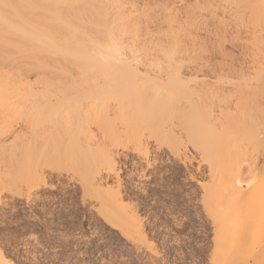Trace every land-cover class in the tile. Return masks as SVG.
Returning <instances> with one entry per match:
<instances>
[{
  "label": "bare ground",
  "instance_id": "1",
  "mask_svg": "<svg viewBox=\"0 0 264 264\" xmlns=\"http://www.w3.org/2000/svg\"><path fill=\"white\" fill-rule=\"evenodd\" d=\"M199 54L203 56L206 54L207 56L204 58ZM196 77H198L197 79L200 77L202 81L203 78L214 81L219 87L217 92L224 91L223 97L227 91L226 101L223 102L224 100L220 97L221 101L214 102L215 108L212 105L213 115L210 111L211 113L207 117L211 118V122H214L212 125L215 126L214 129L212 125V127L210 126V132L213 130L216 137L219 135L222 139L227 138H225V142L224 140L219 142L220 138L217 137L216 142L219 143H216V147L214 146V156H218L215 153L219 154L220 157L225 155L226 158L227 156V159L222 157L227 165L224 161L225 164L222 162V158L218 159L219 156L211 159L214 148L210 149L211 154L207 153L209 154L208 157L211 155L208 160L210 163L207 162L210 166L205 165L210 170L215 169L220 172H217L219 175L216 176H212L213 174L208 172L210 175L208 178L210 180L212 178L213 184H217L214 188L217 192H221L220 196L217 195L219 197L217 200H223L220 205L226 212L217 213L218 210L220 211L218 208L220 205L214 206V211L211 208L212 212L206 206L207 204L205 205L208 208L206 212L210 211L212 218L213 216L217 218V223L214 222V219L211 221L214 223H212L214 229L217 230L215 231V235H217L214 236L217 238H215L216 241L214 242L212 239L213 245L216 243V246H212L215 247L214 251L217 254H214L212 249L213 255L212 253L211 255L213 257L211 256L209 263L264 264V239L260 240L262 238L258 237L259 241L258 239L252 241V244L250 242V245L245 247L244 242L247 240L242 242L241 239L236 238V236L243 235L242 231L245 232V235L249 233V229L246 233V228L242 230L241 227L244 224L242 222L249 224L247 220L251 217L248 213L252 214L251 206L245 207V209H249H247L248 213L245 212L249 217L242 214L244 215L242 218H246L245 221L241 220L242 222L239 223L238 220H235L231 222V217L227 221L228 208L231 204L228 202L233 198L230 195L229 198L225 197L229 189V191L236 190L235 192L232 191L235 194L232 195L234 199L238 202L244 201L246 197L240 188H254L255 186L256 167L255 164H250L255 161V158L253 162H251L252 158L248 162L246 159L249 156L245 158L246 154H243L244 157L241 154L247 149V146L252 148L250 141L253 140L255 144L260 138L264 139V0H0V132L2 134H0V150L7 149L9 151L13 144L12 141L16 138L24 141L26 139L24 143L22 142L24 145L25 143L30 145L31 142H34V149H42L46 141L55 140L59 150L56 153L58 155L67 154L70 161L74 160L78 162L76 164L80 165L82 174L79 172L81 174H79L80 180L77 181L83 190L81 192L86 195L88 200L91 199L93 205L97 207L94 209L99 213L97 214L110 227L117 229L125 239H131L130 241L137 239L136 241L142 242L139 244H145L146 247L148 244H146L145 236L143 237L141 222L134 210L123 202L119 194L117 156L121 154V152L119 153L120 150L127 151L129 148V152L132 149L139 155L138 159L144 158L145 164H148V160L146 161L147 152H144L147 149H144L142 144L144 145L143 142L146 138L145 132L151 128V122L154 124L155 121L150 119L151 116L148 117L149 113L147 114L148 111L145 108L147 99L150 101L152 96L156 98V95L162 94L160 93L162 92V88L159 89L160 86H157L159 91L156 89V85H159L160 82L162 84L168 83V87H172L171 90L173 91V83L177 86L183 79L192 80L193 78L194 81ZM187 83H189L188 80ZM180 84L186 85L185 81ZM203 84L205 85V83ZM189 89H191V84ZM193 91L197 92L198 88L197 91L195 89ZM186 94L184 95L186 96ZM202 95L199 97L205 99L202 98ZM210 95L207 94V96ZM164 96H167L166 93ZM187 98H185V103L191 99L188 100ZM208 98L210 99V97ZM216 98L219 99L218 93ZM174 99L176 102L180 100L176 97ZM195 99L192 98L194 101ZM205 100L207 102V98ZM214 100L216 99H212V101ZM209 101L211 102V100ZM176 102L173 101L172 106L174 103L176 106L179 104ZM149 103L148 105H150ZM161 103L163 105V102ZM193 103V101L190 102L197 115L192 112L194 114H191L190 117L200 116L199 118H201V115L196 111L199 106L194 107L195 104ZM201 103L204 104L202 100ZM222 104L228 109L225 108L224 110L223 107V115L243 117L242 119L239 118L237 123L239 127L236 126L235 128L234 121L236 118L232 117L235 118L232 121L229 116H227L226 122L233 124H226L232 127L224 126V118L226 117L221 116L220 108L222 109V107L220 105ZM185 106H182L183 108L181 105L178 106L179 109L177 110L181 108L178 112L184 110ZM206 106L208 109L209 105ZM173 108L171 107V109ZM177 110H175L176 113H178ZM152 112L156 114V109L155 112L154 110ZM190 112L191 110H189V114ZM159 116L160 114L155 119ZM197 119L194 118L193 120ZM201 119L198 121L200 122ZM13 120H15L14 125L11 124ZM164 120L166 121L165 118ZM189 120L191 126L192 118ZM193 120V124H198L200 127L204 124V128L207 126L206 132L210 128L205 120L202 124V121L200 123L195 121L194 123ZM167 121L170 122V120ZM181 121L178 120L179 123ZM161 122L162 120L160 123L156 121L155 124L158 125L157 123L161 124ZM222 124L225 129H222L224 128ZM12 125L17 127L15 131L8 129L9 126L13 127ZM196 125H192L189 129H193ZM217 125L228 137L222 133V130L216 128ZM246 125H250L252 128L248 126L246 128ZM252 125H255L256 130H253ZM181 127L184 126L179 127L182 130ZM243 127L246 129L244 131L245 137L240 135L244 133ZM196 128L195 130H198ZM202 128L199 130L201 131ZM216 129L219 134L215 131ZM241 129H243L242 132ZM158 130L161 133L164 129L162 131L156 129L157 132ZM168 131L167 133H169ZM148 132L152 133L150 130ZM250 132L253 133V136ZM229 133L232 136L229 137ZM238 133L240 134L238 135ZM121 137H126L127 146L119 143ZM239 138L240 141L237 140ZM242 138L246 141L250 139V143L243 142ZM36 139L40 142L39 144H35ZM198 143L204 150L205 148L201 145L202 142L199 141ZM6 146L8 148H5ZM141 146L143 151L139 149ZM253 148L255 149V147ZM13 149L16 148L12 147L11 154L14 153ZM178 151L179 149L176 150L177 153ZM200 152L202 154V150ZM47 154L48 150H45L44 147L39 153L31 152L29 157L23 158L27 165L24 164L25 168L28 167L26 171L30 174L31 181L37 182L36 185H38V180L43 177L45 171L49 169ZM203 155H199L201 160L206 157ZM230 155L231 161L230 167H228V156ZM232 155L236 158L233 159ZM250 155L252 154L250 153ZM237 156L240 160L235 164L233 160H237ZM144 160L141 161L144 162ZM220 166L224 167L223 170ZM229 168H235L231 169L233 174L230 176L228 174L232 172ZM215 170L213 171L214 174ZM4 172V170H0V174ZM5 174L7 176L8 173ZM107 180L112 184L109 185ZM210 180L207 179L206 181L210 182ZM229 180L233 182L231 183ZM256 181L259 182V179L256 178ZM212 182L208 183L207 186H213ZM13 184L8 185L10 188L0 184V193L4 192L5 189L8 192L13 191L14 187L17 186L16 183L15 186ZM206 190L208 191V189ZM232 192L230 193L232 194ZM250 194L253 195V193ZM202 197L206 198L204 195ZM209 197L211 198V196ZM204 198L200 200L202 206L204 204L201 201H205ZM214 198L216 199V197ZM258 198L256 199L258 200ZM252 201L253 199H250L245 206H249ZM216 202L215 200V204ZM208 203L211 202L208 201ZM255 206L257 208L259 205L255 202L253 207ZM260 208L261 206L259 210ZM261 209L264 210L263 207ZM242 212L240 211V213ZM254 213L256 212L254 211ZM263 215L259 218L261 221H263ZM256 216V214L252 215L253 218ZM252 220L251 218L250 225L256 221V218L254 221ZM260 220L257 221L258 224ZM260 224L262 223L260 222ZM261 230L264 229L261 228ZM230 232L237 234L235 238L241 240L240 243H237L234 237L232 239L227 237ZM251 237H253L252 234ZM241 242L244 244L243 246ZM0 264L12 263L7 261L0 252Z\"/></svg>",
  "mask_w": 264,
  "mask_h": 264
},
{
  "label": "rangeland",
  "instance_id": "2",
  "mask_svg": "<svg viewBox=\"0 0 264 264\" xmlns=\"http://www.w3.org/2000/svg\"><path fill=\"white\" fill-rule=\"evenodd\" d=\"M206 56H207L206 54L204 56L202 55V57L204 58ZM197 78L198 77H196V80H194L195 82L193 81V78L192 80H189V78L188 79L186 78V80L183 79L181 80V82L185 81L186 85L185 84L181 85L180 84L181 82H180L179 84L181 86L178 83H177L178 85L175 86L173 82H172L173 84L170 82L174 86L173 89L175 91L174 90L172 91L171 90L172 87L170 86L168 87V83L166 84L164 80L162 81L164 82L163 84L160 82V84L162 85L160 84L156 85L157 90H158L157 86H160L159 88L160 90L162 88L161 90L162 92H160L162 94L161 95L159 94L160 96L155 94L157 96L156 98L155 96L151 95L152 97L150 98V101L149 99L146 98L148 100V102H146L147 105L145 106V108H147L146 110L148 111L146 112L147 114L149 113L148 117L150 118L151 116L150 119L155 121L154 124L153 122H151L152 123V125L150 124L151 128L153 126H154L153 128L156 127L154 130L153 128L151 130V128L148 127L149 128L148 131L150 130L152 133L150 134V132L148 131L145 132L146 138L143 142L144 145L142 144L143 148L147 149L144 152H147L146 161L148 160L147 161L148 164L147 163L145 164L144 158L141 159L140 157V159H138L139 155H137L134 151H132V149H130L132 153L131 151L129 152V148L127 151L120 150L119 153L121 152V154H118L117 156L118 161H116V163L118 162L117 169L119 171L118 172L119 174L118 182L120 184V186L118 185L120 191L119 189L118 191H119V194L121 195L123 202L128 204V206H130L132 210H134L138 220L141 222V228L143 229L142 230L143 237L145 236L146 244H148L147 247L144 246L145 244L141 245L142 242L136 241L137 239H133L132 241H130L131 239H125V237H123L117 229H113L112 227H110L109 224H107L102 219V217L98 215L99 213L96 210H94L97 207L93 205L94 204L93 201L91 199L88 200L87 197H85L86 195L83 192H81L82 188H81L80 183L78 182L80 180V175L82 174L80 165L76 164L78 162L74 160L70 161V158L67 154L62 153L58 155L56 151L59 152V150L57 149L58 146L56 145L55 140L46 141V143L44 144L45 150H48L47 165H49L48 167L49 169L46 170L43 177H41V179L38 180L39 181L38 185H36L37 182H34V180L32 182L31 181L32 178L30 177V174L26 171L28 167L25 168L27 165L25 164L23 158L29 157V154L31 152L39 153L40 151H42L44 147L42 149H39V148L34 149V142L30 143L31 146L28 143H25L24 145L23 143L26 141L25 138H24L25 141L22 139L19 140L18 138H16L14 139L15 141L14 140L12 141L13 146L11 145V147L10 146L9 147L11 149L12 147L16 148V149H13V152L16 154L14 153L13 154L14 156L17 155L18 158L17 156H15V159H14L13 154H11L12 151L10 152L11 150L10 148H9L10 149L9 151H7V149H4L5 152L0 150L1 152L0 153L1 154L0 155V165H1L0 170L5 171L4 173L0 174L1 175L0 184H4L3 186L5 187L13 183H14L13 184L14 186L16 184L17 186L19 185L18 187L15 186L14 187L15 189L12 188L13 191L8 192V190L5 189L4 192L0 193V252L5 257V259L12 264H210L209 261H210L211 256L213 255L211 251L212 249L214 251L215 247L213 248V246H216V243L215 245H213V243L216 241L215 240L216 237L214 238V236L217 235V234L215 235L216 233L215 231L217 230L214 229L215 228L213 225L214 223L213 222H212L213 224L211 223V221H214V220H215L214 222L217 223L216 222L217 218H215L214 216L212 218L210 211H211V208H213L212 211H214V206L215 207L219 206L220 202L222 203L223 200L222 201L221 199L217 200L219 198L217 195L220 196L221 192H217L215 190L217 184L216 183L213 184L214 180H212L211 178V180L213 181L212 182L210 178H208L210 177L209 173H212L213 174V175L211 174L212 176H216V175H219L218 173L220 172L213 169L212 166L211 167L213 170H210L207 168L208 166H210L209 164H207V162H209L208 160H209V157L211 156L210 155L208 157L209 154L207 153L211 154L210 149L212 150L214 148L212 150L213 154L211 156L212 157L211 159H214V157L215 158L218 157L219 154L217 153L215 154L218 156H214L216 143H219L221 141L223 142V140L225 142L226 137L222 139V137L220 138L218 135L217 137L220 138L219 139L220 141L216 142V139H217L216 134L213 133L214 132L213 130H211L212 132H210L209 130L211 129L212 126H213V129L215 128V126L212 125V123L214 122L213 121L211 122V118H207V117H209V113H211L210 111H212L211 115H213V110H214L213 107L215 108L214 102L217 103V101L218 100L221 101V99L224 100V101L222 100L223 102L226 101L227 91L225 90L226 93H224V97H225L224 98L223 97L224 91L220 90V92H217L219 91V87L214 81L207 79V78H203V77H202L203 78V81H202L200 77L199 79ZM187 80L189 81V83H187ZM203 83H205V85ZM190 84H191V89H189ZM192 88L195 89L196 91L198 88V91L195 92L193 91ZM200 90H201V93H200ZM190 91L191 93L189 94ZM163 92L164 94L166 93L167 95L166 97L164 96ZM203 92H207V93L204 94ZM217 93L219 94V99L216 98ZM184 94H186V96ZM202 94H204L205 97ZM207 94L208 95L211 94V95L207 96ZM199 95L200 96L202 95V98H205V99L207 98V102H205L206 101L205 99H201ZM161 96H163L164 98ZM173 97L174 98L176 97V99L178 98L180 99L181 97L182 98L178 100L179 102L178 101L176 102ZM187 97L191 99L189 100V98ZM208 97H210V99ZM166 98L168 99V101ZM172 98L174 102H176L177 104L179 103L177 106L175 103L173 104V106H175L174 107L175 109L172 106V103H173ZM185 98L189 100L187 101L189 104L185 103L186 101ZM192 98L193 99L196 98L195 99L196 102L192 100ZM200 99L202 100V102H204V104L201 103ZM208 99L211 100V102ZM212 99H216V100L212 101ZM181 100H182V103H181ZM192 101L194 102L193 104H195L194 107L195 106L197 107V105L199 106L200 109L198 108L196 111H198L197 113L201 115V118L204 116L203 119L199 118L200 116L190 117L191 114H194V113L196 114V112L194 111L193 105L190 104V102L192 103ZM161 102H163V105ZM165 102L168 104H166ZM148 103L150 105H148ZM205 104L210 106V107L208 106L209 110L207 109V106ZM224 104L220 105L222 109L219 106L221 111L223 110V107H224V110L226 108ZM156 105H158L159 107ZM180 105H181V108H183L182 106L187 105L185 106L187 110L186 108H184L185 110L184 113H183L184 110L181 111L182 113L178 112L181 110V108L180 110H177L179 109L177 107ZM200 105H202L201 107L203 110L201 109ZM212 105L214 106L212 107ZM171 107L173 109H171ZM155 109H156V114L152 112L153 110L155 112ZM175 110H177L178 113H176ZM189 110H191L190 114H189ZM226 110L228 109L226 108ZM166 111H168L169 113L168 112L166 113ZM224 112L226 113L227 111H224ZM222 113L223 111L221 112V114ZM157 114L158 115L160 114L161 117L159 116V118L155 119V117L158 116ZM165 114L167 115V117ZM203 114H206V115H203ZM169 115L171 116V118ZM162 116L166 119V121L170 120V122L169 121L166 122ZM221 116L226 117L224 118V121H225L224 126L225 125L228 126L227 124L229 123L233 124L232 122H226L228 119L227 116L229 115L222 114ZM230 116L229 118L235 117L233 115L231 117ZM189 118L190 119L192 118V120L194 118L195 119L198 118L197 120H193V121L194 123L195 121H197L198 123L202 121L201 124L204 123L203 121L205 120V122L207 121L206 123L208 124L209 127L211 125L212 126L208 128L207 129L208 131L206 132L205 129L207 126H205L204 128L203 127L204 124L201 127L200 125L197 124L199 128L203 127L200 131L198 127L196 128L197 125L193 124L191 120V126L192 125H196V126L195 127L193 126L194 128L190 130L189 127L191 126L189 124L190 123ZM235 118L236 120L238 118V121H236ZM235 118H232L230 120L236 121V122L234 121L235 123L234 125L236 128V126L238 125L237 123L239 122V118L241 117L237 116ZM159 119H161L163 123L161 122V124H159L161 121ZM200 119L201 121L199 122L198 120ZM178 120H182V121L179 123ZM156 121L159 122L157 123L159 125V128H158V125L155 124ZM14 122L15 120H13L11 124H13ZM16 122L18 123V121ZM170 123H172L173 125L175 124V125L173 126ZM15 125L18 126V124H15ZM182 125L184 127H181L183 128L181 130L179 129V127ZM147 126H149V124ZM224 126L222 124V127ZM230 126L231 125H229L228 127L230 128ZM247 126L248 125H246V128ZM10 127L11 126H9L8 129H13L14 131H15V128H17L16 126H13L14 128L13 127L10 128ZM248 127L252 128L250 125ZM195 128L198 129L199 131L195 130ZM216 128L219 130L225 129V127L220 129L218 125ZM255 128L256 127L254 125L253 130ZM156 129H160L161 131L164 129L163 132H161L162 135L159 132V130L157 132ZM217 129L215 131H217ZM167 130H169L168 131L169 133H167ZM242 130L243 129H241V132ZM237 131H239V129H237ZM244 131H246V129L243 130V132ZM209 132L211 133V135L209 134ZM217 133L219 134L218 131ZM222 133H224L223 130H222ZM239 134L240 133H238V135ZM247 134L248 133L246 132V135ZM5 135H7V133H5ZM198 135L200 136V138ZM225 135L227 136V134ZM240 135L241 136L243 135V137H245L244 136L245 132ZM251 135L253 136V133ZM10 136L13 137V135H10ZM230 136H232V134H230L229 137ZM211 137L213 138L211 139ZM125 138L126 137L119 138V143L123 145L126 144L125 146H127ZM237 140L240 141V138ZM27 141H30V140L27 139ZM199 141L202 142L201 145L205 148L204 150L199 146L200 145V143H198ZM242 141L244 142L246 140H243L242 138ZM249 141L247 139L246 142L248 143L251 142L250 145H252V148H250L251 146H247L246 147L247 149L244 150V152L241 155L243 156V154H246L245 158L249 156L246 159L248 162L251 161L249 160L250 158H252L251 162L255 160L253 163H250V164H255V167H256L255 177L259 179V182L261 183L259 184V182H257L255 178L254 188H251V187L240 188V191H242L246 197L244 201L242 200L241 202L240 201L238 202L234 199V196L232 195L234 194L233 192H235L236 190H232L233 191L232 192V191H229L230 190L229 189L227 192V195L225 196V197H228L230 195L233 198L231 199L232 202L229 199L228 200L230 202L227 201L228 204L231 203L228 208L229 209L227 213L228 217H226V219L228 218L227 221L229 220L230 217H231L230 218L231 222L235 220L236 221L238 220L239 223L242 222L241 220L245 221L246 218L243 219L244 215L242 214L248 213L247 212L248 208L245 209V207L251 206L250 211L252 212V214L248 213L250 214L251 217H249V215L247 214L245 215V217L246 216L249 217L247 220L249 224L247 225L246 224L247 222H242V223L246 224L247 227L249 226H252V227L247 228L246 225L244 226L243 224L241 228L242 230L246 228V233H247V229H249L250 231L252 230V232L250 233V231L248 230L249 232L247 233L248 235L247 234L245 235V232L242 231L243 235H239L240 237H237L236 236L237 234L235 232H234L235 234L233 232H230L229 235L227 236L229 239H232V237H234L237 243H240L241 240L243 242V240L246 239L248 242L245 240L246 241L244 242L245 245L241 242L242 243L241 245L242 246L244 245L245 247L246 246L248 247L250 244H252V241L257 240L258 237L262 238L260 240L264 239V230H261V228L264 229V218H262L263 221L259 219L264 213V210L261 209L262 207L264 208V203H263L264 202L263 200L264 199V196H263L264 195V191H263L264 190V185H263L264 183L263 182L264 180L263 179L264 178V139L260 138L258 141L256 140L257 142L255 141L256 142L255 144L253 140L250 142ZM39 143L40 142L37 141L36 139L35 144H39ZM23 145L25 146V149ZM142 146L141 148H139L140 150L142 149ZM253 147H255V149ZM5 148H8V146H6ZM178 149L179 151L177 153L176 150ZM199 150L200 151L202 150V154H200L201 152ZM141 151H143V149ZM249 152L253 156L250 155ZM5 154L7 157L5 156ZM199 155L201 156L203 155L206 157H204L205 158L204 160L203 159L201 160L200 159L201 156ZM223 156L222 157L225 158V155ZM222 157L219 156L218 159ZM228 157H229L228 159L229 162L227 160L226 161L228 162V167H230L229 163L231 161V155ZM1 158H4V159H1ZM223 158H222V162L225 159H227V156L225 159ZM234 158L236 157H233V159ZM141 160H144V162ZM238 160H240L239 157L237 160L235 161L233 160V162H235L236 164V162L237 163L239 162ZM139 161H141L142 163ZM219 161L221 162V160ZM214 163H215V160H214ZM24 164L26 166H24ZM211 164H213L212 161H211ZM5 165L6 167H4ZM220 167L221 169L224 168L222 166ZM214 170H215V174L213 173ZM5 173H8L7 176ZM232 174L233 172L228 175L230 176ZM225 175L227 174L225 173ZM206 177L208 181L210 180V182L206 181L207 180ZM11 179L14 181H12ZM10 180L12 181V183H10L11 182ZM110 181L107 180V183L109 182V185L112 184V182ZM229 181L231 183L233 182L231 180ZM211 182L213 186H207V184ZM199 185L200 186L203 185L204 188L203 186H202L203 189L200 188ZM260 185L261 187L259 188ZM8 187L10 188V186ZM206 189H208V191ZM237 190H239V188H237ZM207 192L209 193L207 194ZM230 192H232V194ZM250 193H253V195ZM203 195L206 196L207 200L210 201L212 204L211 203L209 204L206 198L202 197ZM249 195L251 196V198ZM209 196H211V198ZM214 197H216V199ZM203 198L205 199V201H201V202H203L204 206H202V204L200 203V200H203ZM256 198H258V200ZM250 199H253V201L250 202L252 205L249 203V206H245L248 204L247 202L250 201ZM215 200L217 201L216 204H215ZM255 202L257 205H259L257 208L256 206L253 207L255 205ZM205 205L209 207L210 209L209 212H206L208 208H206ZM225 205H226V201H225ZM221 206L222 205L218 207L220 211L218 210L217 213H220L221 211L225 212L223 211ZM260 206L261 208L259 210ZM201 207L204 209H202ZM240 211L241 212L243 211V212L240 213ZM254 211L256 213H254ZM261 211H263L262 214H261ZM206 213L209 215H207ZM253 214H256L257 216L253 218L252 217ZM207 217L211 218L212 220L211 219L209 220V218L207 219ZM251 218L253 219L252 221H254L256 218V221H254L253 224L251 223L250 225ZM259 220L262 224H260V222L258 224L257 221ZM211 228L213 229V231ZM212 232L214 233V235ZM251 234L253 235V237H251ZM235 236L236 238L241 239V240H237ZM247 236H250L251 238ZM212 239H214V242ZM139 242L141 244H139ZM214 254H217L216 251H214Z\"/></svg>",
  "mask_w": 264,
  "mask_h": 264
}]
</instances>
